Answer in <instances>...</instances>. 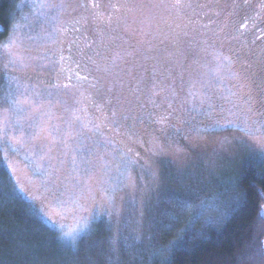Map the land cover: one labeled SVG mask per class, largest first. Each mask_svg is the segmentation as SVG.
I'll return each instance as SVG.
<instances>
[{
  "label": "rangeland",
  "instance_id": "obj_1",
  "mask_svg": "<svg viewBox=\"0 0 264 264\" xmlns=\"http://www.w3.org/2000/svg\"><path fill=\"white\" fill-rule=\"evenodd\" d=\"M64 2L66 8L59 19L67 21L79 11L77 9V12H74L73 9L81 3H87L88 0H64ZM96 2L107 8L116 0H96ZM198 2L203 3L206 0H198ZM38 3L39 0L20 1L8 35L0 42H7L13 25H23L17 32L20 44L17 52L24 57L27 67L10 63L8 54L0 50V112L10 107L7 99L10 91L16 92L19 86V91L24 92L27 86L30 98L35 99L37 104L45 102L43 112L46 115L41 117L37 114L31 122L39 123L43 118L49 124L50 130L59 129L53 132L54 136L58 137L66 132L78 133L81 125L85 123L89 128L100 124L101 117L94 116L90 112L100 113L103 118L107 117L110 125L108 131L103 127L95 134L85 130L83 135H74L69 141L71 148L79 144L86 149L76 153L78 171L73 168V153L69 149L58 142L52 146V155L57 160L64 161L62 165H58L59 179L55 182V187L50 186L52 195L45 193L38 180L34 184H28V179L35 178L26 176L22 167L20 168L18 175L21 183L32 189L34 194L44 195L43 206L57 222L56 229L61 232L60 224L64 226L63 231L72 229L77 226L76 221L79 216L88 214L55 203L57 199H68L67 195L61 196L60 193L66 190L80 191L83 188L87 199L83 200L82 204L83 208L88 210L98 208L104 202L106 191L112 194L110 184L119 179L116 165L120 163L119 152L122 151L119 143L114 145L116 152H113L112 145L105 144L106 139H112L113 130L119 134L120 140L127 143L134 152L139 153L138 159L141 163L149 162L165 175L172 167L169 161L173 156L157 155L159 144H164L170 153L176 148L183 149L185 167L201 175L207 185L195 203L199 204L202 200L212 201L216 198L215 205L206 209L204 216L215 222H218L219 215L224 217L231 206L239 201L232 198L233 188L237 183L232 177L242 172V168L251 162L264 161V156L254 143L242 145L233 140V137L243 135L236 129L214 128L217 121L222 123L233 119L229 111H236L223 99L228 90L241 92L237 82L229 77L226 63L218 61L215 57L222 53L233 58L238 56L243 61L250 59L253 54H261L254 63V70L264 66L263 42H251L249 38L243 36L231 39L235 35L233 29L241 22V17L255 10L260 0H250L251 8L245 7L233 16L229 26L220 33L219 39L211 44L191 43V34L189 36L181 34L177 38L169 33L163 22L160 23L159 33L153 30L151 35L145 37L126 35L124 39L128 43L134 44L140 39L147 43L140 48L135 57H129L128 62L121 63L118 68L105 71L104 66L101 65V70L98 71L95 66L90 65L84 69L88 77H94L95 87L93 85L81 87L80 84H71L67 79L62 80L59 87L54 86L56 84L54 68L58 65L53 66L49 63L54 59L55 49L46 34L52 32L53 27L57 26V21L52 20L50 16L42 15L43 10L34 7V4ZM220 3L222 6L227 5L225 12L230 11L232 0H220ZM163 15L167 16V13ZM210 19H215L219 23L227 22L225 15L221 14L219 17L210 15L203 20V23L208 24ZM76 27L82 28L84 35L95 38L89 25L78 24ZM210 27L215 30V25ZM67 54L66 51L65 55ZM40 57L45 59L42 60ZM233 70H240V64L233 65ZM242 91L246 92L247 89ZM150 92L157 95L150 96ZM190 92L195 96H189ZM33 93L39 95L33 96ZM201 96L207 98L203 104L199 100ZM254 98L259 100L255 93ZM150 100H154L161 107L154 108ZM169 103L185 120L184 124L177 125L179 131L177 127H172L170 131L167 126L154 122L157 119L156 114L166 110ZM82 108L86 111L81 112ZM97 108L100 111H97ZM255 110L262 113L258 119L264 121V105L257 103ZM113 112L116 113L115 117L112 116ZM125 116L129 119L125 120ZM133 116L137 119L133 120ZM169 119L175 123L174 117ZM194 130H199L200 135L203 136L202 140L195 139ZM24 131L26 134L30 131L28 122L24 124ZM225 137L231 140L232 144L221 147L220 141ZM4 147L0 145V149ZM65 152L67 155L64 154ZM2 156L3 152L0 151V157ZM23 156V150L19 155L9 151L8 159L22 161ZM84 157L89 161L87 165L80 164V159ZM128 172L130 180L135 182V187H122L115 193L119 215L114 213L109 218L104 213L93 221L95 234L90 238L96 239L103 234L104 240L98 239V241L106 248L105 253L109 248L106 240L113 235H118V254L124 252V249L126 251L123 237L139 236L135 241V249L140 247L145 240L147 230L151 227L153 217L155 216L157 220L161 219L158 213H162L167 208L164 204L159 208L156 207L158 197L151 190V172L148 168L132 165L128 168ZM38 206H40L39 202ZM189 217L190 212L185 213L181 222L187 221ZM118 254H112L110 257L115 259Z\"/></svg>",
  "mask_w": 264,
  "mask_h": 264
},
{
  "label": "snow or ice",
  "instance_id": "obj_2",
  "mask_svg": "<svg viewBox=\"0 0 264 264\" xmlns=\"http://www.w3.org/2000/svg\"><path fill=\"white\" fill-rule=\"evenodd\" d=\"M34 7L42 9V15L50 16L52 20L57 21V26L53 27L51 33H47L50 44L54 47V59L49 63L55 67V87L60 86V82L67 79L70 83L73 76L77 81L87 80V77H81L80 72L90 65L95 66L99 71L100 66L103 65L105 71L112 68L120 67L121 63H127L129 57H135L140 48L143 47L147 41L143 39L136 40L134 44L128 43L124 39L126 35L145 37L151 35L153 30L160 32V23L168 29L169 33L177 38L179 35L189 36L191 34V43L211 44L216 39H219L220 33L231 23V18L237 15L245 7L251 8L250 0H232L230 11L225 12L227 5L222 6L220 0H206V2H198V0H116L110 3L107 8H104L96 0H88L87 3H81L74 8L73 11L77 15L73 16L71 20L62 21L59 18L64 14L66 4L64 0H39ZM163 13H167L164 16ZM224 14L226 23H219L215 19H210L208 24H204L203 20L210 15L219 17ZM264 23V0H260L258 7L250 13H246L241 17V22L233 29L235 33L231 39L243 35L244 29H247L249 24L252 28H257V22ZM89 25L94 33V39L83 33L82 28H77L76 25ZM210 25H215L213 30ZM23 25H13L11 35L8 37L6 43H0V50L6 52L10 58V63L19 64L22 67H27L24 57L19 55L17 49L20 44L18 42L17 32ZM211 33V35H208ZM264 34V30H262ZM69 37H71L69 39ZM167 38V37H166ZM202 38V39H201ZM120 41V43H117ZM67 51V55L65 52ZM261 54H253L248 60L241 61L238 56H225L222 53L216 55L218 61L226 63L229 71L228 75L235 80L241 92L228 90L226 96L223 97L225 103L230 104L236 111H229V115L233 119L217 121L214 128H234L242 133V136L233 137L236 142L246 145L254 143L264 156V121L259 120L258 117L262 113L255 110L257 103L264 105V66L254 70V63L259 59ZM45 59V57H40ZM240 64V70H233V65ZM259 80V83H257ZM67 87L68 85H64ZM93 87H95L93 85ZM247 89L246 92L242 90ZM242 93V94H241ZM254 93L259 97V100L254 98ZM33 96H38V93H33ZM150 96H156L157 93L150 92ZM175 95V94H173ZM189 96H195L190 92ZM235 98V99H233ZM8 103L9 108L0 112V145H4L3 156L0 157V164H4L5 170L9 173V183L11 185L7 193L8 199L22 198L23 202L28 205V214L38 221H47L51 224L53 229L57 227V222L52 219L47 209L43 206L45 199L44 195H36L26 184L21 183L18 175L22 167L26 176H31L35 179H28V184H34L36 180L39 181L41 187L44 188L45 193L52 195L51 187H55V182L59 179L58 173L60 168L58 165L64 163L63 160H57L53 155V145L57 142L62 144L66 149L73 153L72 163L74 170H77L76 153L86 151L82 145L77 144L75 148H71L69 141L75 136L88 132H100L101 125L95 124L93 128H89L88 124H82L80 132L71 133L66 132L60 136H54V131H59L58 128L51 129L49 124L42 118L39 123H32L35 115L39 114L44 117L46 113L43 112L45 102L39 104L35 99L30 98L27 92H20L17 86L16 92H9ZM206 97H199L200 103L206 101ZM238 101V102H237ZM154 108H160L161 105L156 104L154 100H150ZM81 112L86 111L80 109ZM97 111H100L97 108ZM157 119L154 121L162 126L177 127L185 123L182 115L178 114V110L174 109L172 104L167 105V109L160 112ZM115 117L116 113L113 112ZM174 117L175 123L169 119ZM50 119V118H49ZM79 117H77V120ZM125 120L129 117L125 116ZM137 119L136 116L132 117ZM28 122L30 131L26 134L24 131V124ZM105 128H110L107 123V117L102 120ZM95 130V131H94ZM177 127V131H179ZM196 132L195 139L202 140L199 130ZM207 131V129H205ZM188 137H186L187 139ZM46 142V143H45ZM119 143L122 151L119 152L120 163L116 165V172L119 179L110 184V195L105 192L104 202L95 209L88 210L83 208L82 201L87 199L83 188L80 191L67 190L60 193L61 196L67 195L68 199H57L54 202L61 207L70 206L72 210L87 212V215H81L77 218V226L63 231V224L59 227L61 232L58 237V244L62 250L70 251L73 256L78 258L83 247L86 252H90L93 248H98L95 239H91L95 234L93 228V221L102 214L106 213L109 218L115 213L119 215V209L116 205L115 193L120 191L122 187H135V182L130 180V173L128 168L132 165H140L142 168H148L151 172V190L156 193L158 197L156 207L159 208L161 204L167 206L162 212L158 213L161 219L153 217V223L157 230L171 232L177 230V238L170 242L169 248L177 251L184 249L191 237H202L205 232L196 233L193 225L200 220H204L205 226L210 227L214 221L210 218H205L204 213L210 206H214L216 198L212 201H201L196 204L195 201L199 199L200 193L207 186L203 177L191 172L190 169L184 165L185 152L183 149L176 148L173 153H170L164 144H159V151L156 153L159 156L172 155L173 159L169 161L172 166L165 175L159 168H155L149 162L141 163L138 159L139 153L133 151L127 143L120 140L119 134L113 130L112 139H106V145L113 146V152L117 149L115 144ZM221 147L230 146L232 141L227 137L220 141ZM23 150V160L9 161V151L15 152L17 155ZM67 155V152L64 153ZM89 163L86 157L80 159V164L87 165ZM129 181V183H125ZM86 181L84 184L86 185ZM51 186V187H50ZM38 202L39 205L38 206ZM143 203V201H142ZM191 212V217L184 224L183 228L177 229L176 226L181 223L182 217L185 213ZM261 218H264L262 214ZM219 219V217H218ZM111 230V224H109ZM119 232V230H117ZM20 239H23L21 234ZM126 246L127 254L132 258L138 255L135 249V241L139 236L123 237ZM106 243L109 245L107 253L100 248V255L118 254V235H113L107 238ZM39 251L36 248L31 254ZM264 256V248L259 253ZM88 264H96V261L91 256H86ZM242 259V257H238ZM77 264H80L77 259ZM109 264H112L111 260ZM165 264H171L170 260H166Z\"/></svg>",
  "mask_w": 264,
  "mask_h": 264
},
{
  "label": "trees",
  "instance_id": "obj_3",
  "mask_svg": "<svg viewBox=\"0 0 264 264\" xmlns=\"http://www.w3.org/2000/svg\"><path fill=\"white\" fill-rule=\"evenodd\" d=\"M20 1L0 0V42L8 35ZM232 178L237 182L232 198L239 200L238 203L224 217L219 215L218 222L214 221L210 227L205 226L203 219L200 223L197 221L194 231H203L205 235L191 237L184 249L169 248L170 242L177 238L176 229L157 230L152 222L144 242L136 249L138 255L134 260L125 249L115 259L100 255V248L106 249L100 242L105 238L103 234L95 239L98 248L86 252L82 247L76 258L72 252L61 249L57 242L58 229L28 214V205L22 198H6L11 187L9 173L0 164V264H77V259L80 264H88L86 256H91L96 264H109L110 260L112 264H165L166 260L171 264H264V256L259 254L264 248V218H261L264 161L251 162ZM186 222L182 221L176 228H183ZM36 248L39 251L33 256L31 253Z\"/></svg>",
  "mask_w": 264,
  "mask_h": 264
},
{
  "label": "flooded vegetation",
  "instance_id": "obj_4",
  "mask_svg": "<svg viewBox=\"0 0 264 264\" xmlns=\"http://www.w3.org/2000/svg\"><path fill=\"white\" fill-rule=\"evenodd\" d=\"M258 26L257 28L253 29L251 24H249L248 28L247 29H244L242 30L243 31V37L245 38H249L251 42H263L264 43V34H262V30H264V23H260L259 21L257 22ZM80 76L81 77H87V80H79L77 81L76 77L73 76L72 78V81H71V84L75 83V84H80L81 87L83 85L85 86H92L95 79L94 77H88L87 74L85 73V71H81L80 72ZM92 115L94 116H98V117H101V121L100 122V125L101 127L104 128V130L108 131V128H105L104 127V124L102 123V120L104 119L102 117V115H100V113H96V112H90ZM107 123H108V120H107ZM167 129L172 131V126H167Z\"/></svg>",
  "mask_w": 264,
  "mask_h": 264
}]
</instances>
